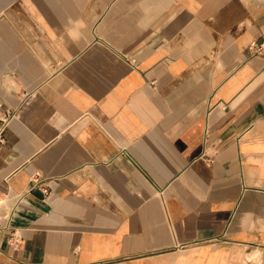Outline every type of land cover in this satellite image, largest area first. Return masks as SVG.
<instances>
[{
  "label": "crops",
  "instance_id": "0c3cea01",
  "mask_svg": "<svg viewBox=\"0 0 264 264\" xmlns=\"http://www.w3.org/2000/svg\"><path fill=\"white\" fill-rule=\"evenodd\" d=\"M249 45L264 0H0V264H264Z\"/></svg>",
  "mask_w": 264,
  "mask_h": 264
},
{
  "label": "built area",
  "instance_id": "2783aa9c",
  "mask_svg": "<svg viewBox=\"0 0 264 264\" xmlns=\"http://www.w3.org/2000/svg\"><path fill=\"white\" fill-rule=\"evenodd\" d=\"M249 51H251L252 54L258 55L261 54L264 49L262 45H249L248 46ZM36 186V185H35ZM46 191V190H45Z\"/></svg>",
  "mask_w": 264,
  "mask_h": 264
}]
</instances>
